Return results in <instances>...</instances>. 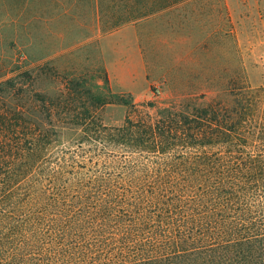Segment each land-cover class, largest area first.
I'll list each match as a JSON object with an SVG mask.
<instances>
[{
	"label": "trees",
	"instance_id": "trees-1",
	"mask_svg": "<svg viewBox=\"0 0 264 264\" xmlns=\"http://www.w3.org/2000/svg\"><path fill=\"white\" fill-rule=\"evenodd\" d=\"M168 4L123 0L112 24ZM32 101L0 99V264H264L263 87L155 116L129 99L119 125L71 79Z\"/></svg>",
	"mask_w": 264,
	"mask_h": 264
},
{
	"label": "rangeland",
	"instance_id": "rangeland-1",
	"mask_svg": "<svg viewBox=\"0 0 264 264\" xmlns=\"http://www.w3.org/2000/svg\"><path fill=\"white\" fill-rule=\"evenodd\" d=\"M122 1L0 0L3 103L32 116L34 93L52 97L71 79L74 94L119 99L96 109L103 124L119 125L129 99L155 116L186 97L229 102L236 89L264 88V0H163L113 25ZM75 132L56 128L52 145L75 143Z\"/></svg>",
	"mask_w": 264,
	"mask_h": 264
}]
</instances>
